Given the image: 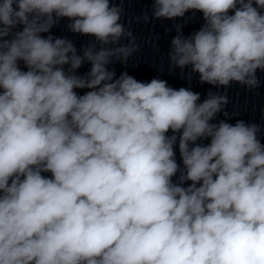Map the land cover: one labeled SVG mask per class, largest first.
I'll list each match as a JSON object with an SVG mask.
<instances>
[{"label":"clouds","instance_id":"1","mask_svg":"<svg viewBox=\"0 0 264 264\" xmlns=\"http://www.w3.org/2000/svg\"><path fill=\"white\" fill-rule=\"evenodd\" d=\"M260 9L264 0H154L153 16L202 12L199 31L177 29L171 63L191 65L201 83L255 88ZM121 11L109 0L0 2V264H264L259 126L210 123L228 103L223 94L198 103L199 93L161 79H114L112 58L126 62L137 50L134 38L104 47L132 36ZM59 18L100 50L80 56L71 41L43 37ZM85 60L90 71L75 75ZM170 129L182 131L179 184ZM207 137V146L195 143Z\"/></svg>","mask_w":264,"mask_h":264},{"label":"water","instance_id":"2","mask_svg":"<svg viewBox=\"0 0 264 264\" xmlns=\"http://www.w3.org/2000/svg\"><path fill=\"white\" fill-rule=\"evenodd\" d=\"M109 3L110 6L122 9L119 23L123 25L125 32H131L132 36H123L118 44L104 45V47L129 46L134 38L137 49L126 62L112 58V62L107 65V68L109 71L115 72L114 79L119 78L125 72L137 81L145 83L150 82L153 78L161 79L167 81V85L173 89L187 88L199 93L200 101L198 103L203 102L209 92L226 95L227 105L210 123L218 124L220 121H225L234 125L237 121H244L246 124H256L260 128L258 138L264 144V71L257 70L256 76L259 85L255 88H249L235 81L230 82L227 87L213 86L201 83L199 74L192 71L191 65L181 69L170 61L171 41L178 34L177 29L184 37L199 31L206 23L202 12L189 10L183 17L156 19L153 16L154 0H109ZM260 11L264 14V9H260ZM228 14L234 15V10H230ZM145 15L148 17L147 21L144 19ZM72 22L69 18H59L48 33H41V35L45 38L51 35L53 38H65L71 41L77 50V55L80 56H83L84 49L89 46L94 45L95 50H100L102 45L96 37L72 32L69 29ZM22 28V25H17L12 33L21 31ZM12 38L13 35L7 37V39ZM18 66L22 71L28 70L23 61H18ZM69 67L70 65L63 66L66 72ZM90 69L91 62L85 60L81 67L75 70V75L86 76ZM74 91L78 95H84L90 89H74ZM225 112L227 115L224 114ZM181 134L182 131L173 133L171 129L166 133L167 136H177L173 148L179 171L171 178L172 182L176 184L180 183V175L185 172L179 151V136ZM210 140V137L201 138L195 143L207 146ZM193 146L195 145L190 143V147ZM42 175L46 178L52 177L51 172H43ZM191 183V181H185L181 186L187 187Z\"/></svg>","mask_w":264,"mask_h":264}]
</instances>
